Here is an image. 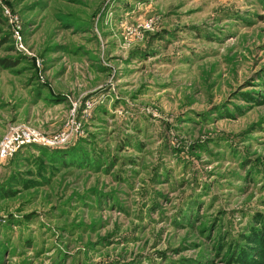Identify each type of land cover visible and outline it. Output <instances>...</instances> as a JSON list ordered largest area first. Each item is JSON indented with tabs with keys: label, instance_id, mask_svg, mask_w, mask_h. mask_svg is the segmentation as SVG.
<instances>
[{
	"label": "rangeland",
	"instance_id": "rangeland-1",
	"mask_svg": "<svg viewBox=\"0 0 264 264\" xmlns=\"http://www.w3.org/2000/svg\"><path fill=\"white\" fill-rule=\"evenodd\" d=\"M0 264H264V0H0Z\"/></svg>",
	"mask_w": 264,
	"mask_h": 264
},
{
	"label": "built area",
	"instance_id": "built-area-1",
	"mask_svg": "<svg viewBox=\"0 0 264 264\" xmlns=\"http://www.w3.org/2000/svg\"><path fill=\"white\" fill-rule=\"evenodd\" d=\"M36 141L42 142V138L35 129L29 126L11 128L0 141V161L11 156L20 144Z\"/></svg>",
	"mask_w": 264,
	"mask_h": 264
},
{
	"label": "trees",
	"instance_id": "trees-1",
	"mask_svg": "<svg viewBox=\"0 0 264 264\" xmlns=\"http://www.w3.org/2000/svg\"><path fill=\"white\" fill-rule=\"evenodd\" d=\"M0 62H2V64H3V66H5V67H10V66H12V63L11 62H7L6 60H0Z\"/></svg>",
	"mask_w": 264,
	"mask_h": 264
}]
</instances>
